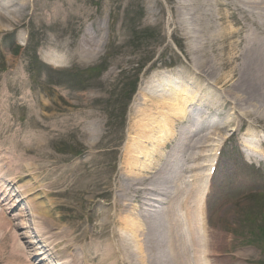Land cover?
Segmentation results:
<instances>
[{
	"label": "rangeland",
	"instance_id": "1",
	"mask_svg": "<svg viewBox=\"0 0 264 264\" xmlns=\"http://www.w3.org/2000/svg\"><path fill=\"white\" fill-rule=\"evenodd\" d=\"M25 1L29 3V10L23 14L22 1L14 2L16 12L10 16H14L15 21H9L7 18L10 16H0V30H12L13 27L20 29V35L17 37L15 35L14 39L27 44L26 58L32 55L37 72L30 85L31 90H18L7 81V73L12 67L0 65V133L9 145L14 143L17 135L28 136L27 151L37 150L43 145L41 152H36L38 157L33 155V158L36 160L47 158L53 161V164L45 166L56 168L59 173L55 175L57 179L53 177L44 180V176H41L43 179L41 183L44 185L41 196L49 197L46 194L51 191L64 189L68 170L78 167L81 161L86 162L92 179L96 177L100 180L102 186L100 192L105 193L103 197L95 193L87 195L85 193L87 189L84 191L83 201L79 196L73 197L72 194L50 196V202L53 199H58L61 203L67 201L64 205L66 208L57 207L55 204L49 205L51 208L55 207L48 211L51 223L72 229L77 227L79 219L86 224L94 205L104 206L106 209L110 207V214L117 211L113 195V191H116L118 173L114 168L117 151L122 149V143L125 145L130 135H139L142 130L139 125L142 120L147 119V116L160 119L162 114L166 113L161 108L154 110L156 105L158 108L164 107L161 99L168 96L167 90L163 88L164 91L159 92L158 97L157 89H150L156 84L159 85L162 76L167 72L156 69L150 74L157 67L155 62L153 69H149L154 61L175 63V67L172 68L174 72H169L168 75H172L175 80L183 78L187 82L193 79L197 83L196 86L202 85L203 79L214 84L215 81L217 82L216 79L224 78L227 74L238 81L241 72L238 70L237 73H233L235 65L223 67L220 63L221 68H213L215 64L209 60L200 63V57L190 53L189 45L194 43L198 46L214 38L223 41L227 36L224 34L219 36L220 31L216 32L219 28L224 27L227 29L224 33L232 34L240 27L231 18L223 20L220 23L221 27L208 24L204 26L205 28L199 29L194 26L192 33V26L183 25L178 15L179 9L188 7L186 0ZM199 1L203 3V0ZM219 1L228 4L232 0ZM230 5L228 8L232 9ZM1 11L0 13L4 14ZM10 12H7V15ZM211 16V21L215 24V16ZM172 21L179 27L177 42L171 40L175 39L171 34ZM87 31L93 34L96 32L97 38H103L104 42V46L97 44L99 52L97 51L93 58L86 55L89 46L81 41ZM257 34L255 32L253 36ZM48 42H53L57 49L66 53L79 52V60L67 62L63 69L60 68L58 71L46 67L39 60L41 65L36 63L34 59L36 51L39 49L40 52L45 53ZM186 62L193 68L192 71ZM207 62L210 65L206 64ZM92 67L96 68V72L90 77L89 69ZM132 68L137 70L132 71ZM233 79L229 78V81L218 79L219 81L214 84L227 101L221 119L228 115V120H232L233 123L229 125L228 130L218 129L212 135L213 139H208L211 146L203 148L202 145H205L207 140H202L198 144L201 148L196 150L195 157H201L202 148L205 151L209 148L207 151L213 153L215 147L212 145L219 144L220 140L223 141L225 134L230 135V129L239 130L236 125H240L241 130L264 129V107H262L264 105L252 103L245 98V95L236 92L238 82L234 84ZM226 82L229 89L223 85ZM137 86L139 87L135 93ZM232 87L235 91L231 89ZM37 90L45 94L44 100L48 102L49 108L41 114H38L41 112L40 108H37V113L34 112L38 114L39 124L32 139L30 127L34 128L36 121L28 119L32 111H28L23 105L24 102L19 99L31 100ZM46 116L52 117L47 119ZM108 128L110 131H107ZM179 128L177 123V131ZM4 136L11 138L13 142ZM245 141H248L246 134L237 133L234 138L227 142L224 140L221 144L223 154L219 160L217 186L214 191L221 193L219 196L209 197L210 231L216 233L218 247L221 250L220 256L225 260V264H264V236L260 233V229L264 226V180L261 172H251V169L244 166L241 143ZM261 141L262 139H259V142ZM246 147L253 160L264 159L263 151L255 148L254 143ZM30 156L31 154L28 153L26 158L29 159ZM230 164L235 174L237 170L236 176L220 177L219 175L225 174L227 165ZM158 170L159 166L154 171ZM77 173L79 175L82 172L79 170ZM8 228H11L9 222L2 217L0 264L15 263L13 260H8L12 255L20 258L23 256L18 252L20 248L17 246L22 247L23 240L19 241L18 235L11 234L13 231Z\"/></svg>",
	"mask_w": 264,
	"mask_h": 264
},
{
	"label": "bare ground",
	"instance_id": "2",
	"mask_svg": "<svg viewBox=\"0 0 264 264\" xmlns=\"http://www.w3.org/2000/svg\"><path fill=\"white\" fill-rule=\"evenodd\" d=\"M186 1L188 2V7L190 9H188V7L181 8L179 9L178 15L180 17V22L183 25L187 26L190 22L189 25L192 26V33L194 26L199 29L205 28L204 26L208 24L219 25L221 27L220 23H222L223 20L231 18L235 24L240 27L237 32L232 34L224 33L227 30L224 27L221 29L219 28V30L216 31H220L218 35L221 36V34H224L227 36L223 41L214 38L209 42L202 43L198 46L192 43L189 45L190 53L200 57V63L207 60L214 63L215 65L213 68H221L219 67L220 63L223 67L235 65L236 67L233 68V73H237L238 70L241 72L238 81L234 80L233 76L230 74L225 75L224 78L219 77L218 79L220 81H229V78L230 80L233 79L234 84L238 82L236 92L240 95H245V98L249 99L252 103L264 105V15L260 17L261 22L259 23L252 19L254 11L264 12V0H232L230 3L233 5L222 1L220 2L219 0H203V3L199 0ZM27 4L28 2H25L23 5ZM228 5H230L232 9L228 8ZM211 15L215 16V24L211 21ZM7 19L9 21L16 20L14 16ZM172 22L173 25L177 24L174 21ZM253 30L259 34L253 36V33H255ZM237 38H239V40ZM86 43L89 45L86 55L90 58L95 57L98 51L96 40L91 38L86 41ZM57 51L59 52V56L52 58V61L55 64H59V66H62V64L66 62L71 63L79 60V52L74 51L71 54V52L66 53L62 50ZM209 62L206 64L210 65ZM218 79H216L217 82L219 81ZM190 82L191 85L189 84ZM199 82L201 81L199 80ZM217 82L215 81L214 84ZM233 83L232 85H234ZM196 84L197 83L192 79L187 82V86L185 85L181 90L180 95L184 96L183 100L187 101L183 107L178 99H164L162 101L164 106L162 111L167 113L162 114L163 116L160 121L157 120V118L152 119L154 116H147V119L142 120L141 125H143V129L139 133V137L137 136L135 138V135L133 136L127 161L128 167L131 168V172L133 173L132 176L134 177H128V179H126V185L118 187L119 196L116 207L118 213L114 216L108 215L107 219L99 223L100 232H98L97 235L105 238L103 240L106 241V249L103 262L100 261L98 264H192V254L196 257L194 258L195 264H201L202 258L198 257L200 251L204 252L205 260H208V255L219 253L220 248L218 247L219 245L215 238L216 233L212 232L211 234L208 229L206 230L204 221L206 210L200 194L199 196L194 194L182 203L177 196L173 197L174 203L172 204V207L169 208L170 213L163 214V218L169 223L167 226L161 215H159L158 218L148 217L145 214L139 215V212L137 213L139 207L135 209V213L127 214L130 203L133 200L141 199V187L149 185L148 181L151 180L147 177V174H153V183L160 181L158 180L160 177L159 172L154 171L158 165L154 163V160L156 159L155 157L161 158L162 148L166 147V145L174 138L176 119L180 118V121L185 123L189 116V113L187 112L188 106L200 105L205 102L203 100H207L209 106L215 110H220L223 107L218 95H212V98L203 95L216 92L214 86L210 85V81L207 79L202 80L201 84L205 88L202 85L196 86ZM223 85L228 89L230 88L228 87V82ZM194 87H196V89H194ZM231 89H234V87ZM197 90L201 93L198 94L197 92L199 91ZM176 97L179 98V95ZM206 97H209L210 99H206ZM157 109H160V107ZM201 124L202 121L198 119L197 126H200ZM144 140L145 143L149 145L154 144V148L151 150L147 146H141L140 142L142 143ZM188 140L191 141L190 139ZM187 146L188 144H186V146L185 144H182L181 149L177 152L172 161L174 164L178 165L180 163L182 160L181 154L184 150H187ZM12 163L13 161L11 160V164H9L13 165ZM20 169L21 168L15 166L11 169L10 173L17 170L13 176V180L10 178L8 170L5 173L6 175L0 173V193H8L7 197L4 199L7 206L15 200V197L12 193L13 187L6 191L4 189V184L9 182L14 187L21 186L22 184L18 185V183L16 184L14 181L15 179H18ZM164 174L166 175V173ZM200 174L201 173H198V176ZM167 175L168 181H170L172 173ZM168 181L165 178L161 181L162 185L160 186L163 191L171 189L172 186ZM150 183H152V181ZM87 185L90 186L88 183ZM97 185H99V183L97 179L94 178V186L96 187ZM5 187L6 189L8 188L7 186ZM176 187V190H178L177 192H181L180 186L176 185ZM149 188H151L150 185ZM30 189L31 188L28 187L27 190ZM96 193L98 196H103L105 194L103 191H96ZM47 213L48 212H44L43 210L41 213L39 212V216L44 218V229L47 232L45 235H50L55 226L48 219L45 220V217L49 216ZM1 220L0 216V229ZM112 221L117 225V231L113 234H111L113 230H109ZM122 232L129 236L130 239L127 236L122 235ZM199 235L201 239L199 238ZM52 236L57 239V241L60 240V244L64 245L63 248L65 250L63 251L64 257L62 261L65 259H67L68 262L70 261L66 258V248L72 246L80 248L85 258H87L88 252L90 254L97 253L93 247L83 243L85 238L80 239V237H72V234L65 229L61 230L60 233H53ZM192 245L194 246V249L191 248ZM17 246L20 248L18 252L22 253L24 256L28 255L27 249L23 246ZM74 261L76 264H79V259L77 260L75 258ZM216 263L223 264L222 260H218ZM23 264L28 263L23 261ZM59 264L62 263L60 262ZM82 264H84V262H82Z\"/></svg>",
	"mask_w": 264,
	"mask_h": 264
}]
</instances>
